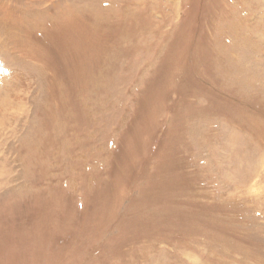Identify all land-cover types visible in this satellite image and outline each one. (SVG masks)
I'll return each instance as SVG.
<instances>
[{
  "label": "rangeland",
  "instance_id": "1",
  "mask_svg": "<svg viewBox=\"0 0 264 264\" xmlns=\"http://www.w3.org/2000/svg\"><path fill=\"white\" fill-rule=\"evenodd\" d=\"M0 264H264V0H0Z\"/></svg>",
  "mask_w": 264,
  "mask_h": 264
}]
</instances>
